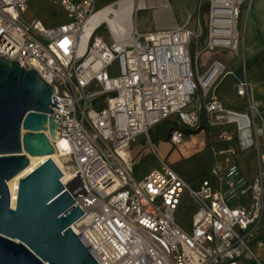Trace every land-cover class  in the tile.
Returning <instances> with one entry per match:
<instances>
[{
    "label": "built area",
    "instance_id": "1",
    "mask_svg": "<svg viewBox=\"0 0 264 264\" xmlns=\"http://www.w3.org/2000/svg\"><path fill=\"white\" fill-rule=\"evenodd\" d=\"M29 1L0 0V57L35 69L57 90L54 117L58 113L60 122L52 142L61 167L56 164L83 211L71 228L92 257L99 264H264V129L244 52L241 74L218 56L242 53L243 19L253 0H199L183 26L147 32L136 27V7L130 24L124 19L122 35L107 20L91 28L83 54L86 27L120 0L100 10L96 0H52L68 19L57 27L26 20ZM103 27L109 42L96 36ZM226 78L243 99L241 108L221 99ZM202 110L210 127L223 128L219 141L227 147L212 149L210 177L195 189L158 157L150 133L173 122L169 142L180 145L182 128H199ZM228 126L236 131L229 133ZM139 137H146L158 160L140 178L132 155ZM249 151L258 162L252 180L238 164ZM185 192L193 200L190 231L175 218Z\"/></svg>",
    "mask_w": 264,
    "mask_h": 264
},
{
    "label": "water",
    "instance_id": "2",
    "mask_svg": "<svg viewBox=\"0 0 264 264\" xmlns=\"http://www.w3.org/2000/svg\"><path fill=\"white\" fill-rule=\"evenodd\" d=\"M56 94L35 69L0 57V264H99L71 228L83 211L53 160L20 179L11 206L7 183L30 165L27 155L59 154Z\"/></svg>",
    "mask_w": 264,
    "mask_h": 264
},
{
    "label": "rangeland",
    "instance_id": "3",
    "mask_svg": "<svg viewBox=\"0 0 264 264\" xmlns=\"http://www.w3.org/2000/svg\"><path fill=\"white\" fill-rule=\"evenodd\" d=\"M27 12L24 14V18L26 20H39L45 25L50 27H57L60 23H62L63 12L59 8L58 5H55L52 0H30L28 2ZM148 12L145 9H142L137 13V17L139 19V23L143 24L146 19V14ZM134 22L136 21L135 15ZM244 22V19H243ZM248 29L245 34L246 40L249 42L250 35L252 32L251 23H248ZM243 28V27H242ZM97 38L105 39L108 42L111 40L109 32L105 27L100 28L97 31ZM201 46H203L201 42ZM222 58V60L235 71H239L238 66L240 65V58H243V53L235 54H223L218 55ZM206 59V56L203 57ZM239 73V72H238ZM219 95L221 99L226 102L228 107H237L242 106V100L236 98L235 95V86L233 85V81L231 78H226L218 89ZM201 95V91L198 92ZM194 98H197L195 96ZM204 105V100H202ZM196 104L194 103L191 108H195ZM243 108V107H242ZM202 121H206L208 124V129L204 128L198 134H190L184 138L182 144L173 147V145L169 141H161L159 146H156L158 155L160 158L167 160V162L173 167L175 172H178L193 188H199L196 185L197 181H202L205 178L210 177V165L213 159L212 149L218 150L227 147V144L219 141L220 134L224 131L223 128L210 127L208 122L207 114H205L204 110L201 111ZM161 126V125H160ZM159 126V127H160ZM159 127H154L151 131L152 135L150 137L152 143V136L156 135ZM229 133L232 131H236V127L228 126L225 127ZM146 137H139L135 142H133L132 155L135 163L134 168V176L135 177H143L147 174L148 170L153 167L158 166V160L155 158L153 154H149L151 144L148 141H145ZM264 143V139L261 140ZM170 152V153H169ZM149 154V155H148ZM148 155V156H147ZM254 151H249L247 153V158H241V167L246 172H250L251 175H255L257 172V162L255 161ZM147 157V159H146ZM106 168L98 173L97 178L105 173ZM182 203L175 213V218L177 224H179L184 229L190 231L191 225V207L192 202L189 193L185 192L182 195Z\"/></svg>",
    "mask_w": 264,
    "mask_h": 264
},
{
    "label": "crops",
    "instance_id": "4",
    "mask_svg": "<svg viewBox=\"0 0 264 264\" xmlns=\"http://www.w3.org/2000/svg\"><path fill=\"white\" fill-rule=\"evenodd\" d=\"M116 1L117 0H96V8L97 10H100L107 6L113 5L114 2ZM138 1L139 0H136V2ZM146 2H148L149 6L142 8L148 12L146 14V19L143 22V24L139 23L137 14L135 16L136 27L140 32L171 30V28L183 26L186 23V21L195 14L199 0H146ZM59 8L63 12V17L61 19H62V23H64L68 19L64 10L60 6ZM142 9H138V12L141 11ZM249 22L251 23L252 32L250 35V40L248 42L245 38V34L248 29L247 26ZM243 27H244V40H243L244 44L242 47V53L244 52L246 62L249 63L248 66H246L245 68L246 70L245 77L250 82V84H252L251 98H253V101L255 103V112L257 116L258 126L264 129V0H253L251 10L249 11V15L247 18L244 19ZM243 103L244 101L242 100V104ZM247 153L239 155L238 164L243 174L246 176V178L252 180L255 178L257 172L255 173V175H251L250 172L248 171L246 172L245 170H243L240 164L241 158H247ZM149 154L152 153L150 152ZM254 155H255L254 156L255 161L257 162V155L255 153ZM213 161H214V157L211 161V164ZM257 168H258V162H257ZM183 180L186 182L184 178ZM200 183L201 181H197L196 185L200 187Z\"/></svg>",
    "mask_w": 264,
    "mask_h": 264
},
{
    "label": "bare ground",
    "instance_id": "5",
    "mask_svg": "<svg viewBox=\"0 0 264 264\" xmlns=\"http://www.w3.org/2000/svg\"><path fill=\"white\" fill-rule=\"evenodd\" d=\"M139 3L136 0H120L117 5L113 8H108L106 10H100L90 22L89 26L86 27L85 33L83 34L81 45H80V54H83L86 50V44L88 37L90 35V29L95 25L100 23L102 20H107L113 32H116L118 35H122L125 30L124 19L128 20L129 24L131 21V13L134 8L142 9L148 7L149 4L146 0H139ZM30 165L21 171L18 175L15 176L12 180L8 181L7 185L9 191L11 193V206L15 209V204L17 202L18 197V186L20 183V179L24 178L26 175L30 174L34 171L35 168L40 166L41 164L48 161V159L53 160L61 167V161L58 159L57 154H47V155H27Z\"/></svg>",
    "mask_w": 264,
    "mask_h": 264
},
{
    "label": "trees",
    "instance_id": "6",
    "mask_svg": "<svg viewBox=\"0 0 264 264\" xmlns=\"http://www.w3.org/2000/svg\"><path fill=\"white\" fill-rule=\"evenodd\" d=\"M248 64L249 63L246 62V66H248ZM238 72H239V74L242 73L241 70H239ZM160 125L156 126V127L160 126L158 128L157 134L152 136V144H154L155 148H156V146H159V143L161 141H169L172 133L175 130V127H174L175 124L173 122L167 121L164 123H160ZM204 128L208 129V124L205 120L201 121V125L197 129H184V128H182V129L184 131L185 136H189L190 134L200 133ZM151 135H152V133H150V137H151ZM146 159H147V157H146Z\"/></svg>",
    "mask_w": 264,
    "mask_h": 264
}]
</instances>
